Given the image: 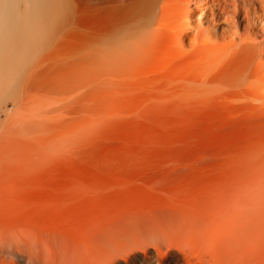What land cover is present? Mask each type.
Wrapping results in <instances>:
<instances>
[{"label":"rangeland","instance_id":"1","mask_svg":"<svg viewBox=\"0 0 264 264\" xmlns=\"http://www.w3.org/2000/svg\"><path fill=\"white\" fill-rule=\"evenodd\" d=\"M132 1L0 0V264H264V115L112 93Z\"/></svg>","mask_w":264,"mask_h":264},{"label":"bare ground","instance_id":"2","mask_svg":"<svg viewBox=\"0 0 264 264\" xmlns=\"http://www.w3.org/2000/svg\"><path fill=\"white\" fill-rule=\"evenodd\" d=\"M125 5L106 42L112 93L218 100L264 115V0Z\"/></svg>","mask_w":264,"mask_h":264}]
</instances>
